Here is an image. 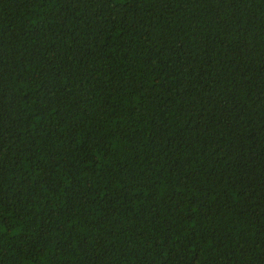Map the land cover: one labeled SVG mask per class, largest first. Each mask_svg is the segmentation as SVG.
I'll return each mask as SVG.
<instances>
[{"label": "trees", "instance_id": "obj_1", "mask_svg": "<svg viewBox=\"0 0 264 264\" xmlns=\"http://www.w3.org/2000/svg\"><path fill=\"white\" fill-rule=\"evenodd\" d=\"M0 264H264V0H0Z\"/></svg>", "mask_w": 264, "mask_h": 264}]
</instances>
